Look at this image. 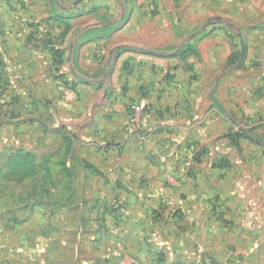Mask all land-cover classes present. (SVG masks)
Returning <instances> with one entry per match:
<instances>
[{"label": "rangeland", "instance_id": "374dc122", "mask_svg": "<svg viewBox=\"0 0 264 264\" xmlns=\"http://www.w3.org/2000/svg\"><path fill=\"white\" fill-rule=\"evenodd\" d=\"M245 1L119 0L122 7H140L147 28L140 42H148L149 52L178 58L180 49H188L178 58L182 71L164 73L162 80L193 93L184 106L189 116L184 126L174 120L166 133L151 128L145 140L132 138L127 125L131 104L122 122L126 140L115 144L100 137L99 150L124 152L131 142L138 155L125 158L140 170L131 180L127 177L132 186L123 193L114 176L88 174L79 159L70 166L83 167L77 176L62 162L64 135L56 130H67L68 124L61 123H67L68 105L81 92L60 88L71 79L59 78L51 56L61 45L62 19L83 11V0H0V122L7 124L0 133V264H264V133L255 125L253 110L262 79L257 63L244 61L246 51L239 43L240 34L247 36L252 28L244 20L257 16L237 13ZM106 14L101 10L97 19ZM91 17L73 23L80 29L93 22ZM261 19L264 14L256 26L264 25ZM76 33L62 48L65 57ZM125 38L114 37L110 44ZM99 52L101 46L94 54ZM188 56L192 69L184 62ZM46 80L53 85L51 93L42 88ZM245 85L254 92L247 112L233 99L235 89ZM214 86L226 112L209 96ZM182 91L173 94L175 102ZM165 101L160 117L169 120L177 105ZM232 105L240 113L228 108ZM148 113L143 107L142 115ZM31 116L55 127L49 140L38 136L37 142L30 141V126L16 128L13 119L27 123ZM159 126H154L157 131ZM42 131L38 124L37 133ZM14 144L32 145L38 155L32 158L36 176L8 173L11 156L3 149ZM48 148L57 160L54 182L50 171L39 167L51 164ZM106 160L111 171L119 166L117 158ZM75 182L79 186L74 189ZM98 195L104 199L93 203Z\"/></svg>", "mask_w": 264, "mask_h": 264}, {"label": "crops", "instance_id": "0c3cea01", "mask_svg": "<svg viewBox=\"0 0 264 264\" xmlns=\"http://www.w3.org/2000/svg\"><path fill=\"white\" fill-rule=\"evenodd\" d=\"M224 2L229 4V0H224ZM82 4L84 5L83 11L80 10L78 14L68 16V19H62L63 22L68 21L71 28L63 38L61 37V45L57 47L61 50L63 55L62 62L59 65L58 72L61 74L59 78H64V80H68V78L71 79L69 83H63L64 86L61 85L60 88H65L72 92H81V97L70 101L68 105L69 110L66 114L69 118L67 123H61V125L68 124L67 130L64 129L63 133L56 130L58 134L64 135L60 149L62 150V157L66 158L62 162H64L65 168L71 174H73L74 171L77 176L80 172H84L83 167L87 168L85 170L88 174L101 173L100 175H105V177H109L110 175L114 176L115 181L117 180L116 183L121 186L119 187L121 191L126 193L131 189L130 186H132L130 184V180L132 179L131 175L133 176L136 172H139L140 169L135 170V166L127 165L125 158H135L138 155L131 149L133 148L130 145L131 142L126 143L125 146L128 148L124 152L122 148L119 151H114L113 149L99 150L101 144L100 137L105 136L115 144L126 140L127 137L123 130L122 122L128 107L133 103L146 107L149 113L147 115H142V121L148 129L152 128L154 133H163L167 131L169 125L173 126L174 120L181 121L182 123L180 124L184 126L187 117L189 118L188 115L186 118L184 116L185 108L188 107L187 100H191L193 93H191L187 87L177 89L172 86L174 83L170 82L167 84L165 78L162 80L164 73L170 72L171 74H176L182 71L183 61L178 58L181 59L184 56L179 55L177 58L176 55L178 54L176 53H158L153 50L149 52V49L145 47L148 46V42H140V38L143 37L144 32L147 35V31H145L147 28H145L143 24V18H145V16H141L142 13L140 14L139 6L126 5L122 7L119 0H83ZM90 5L92 6L89 7ZM117 5L119 6L117 7ZM78 6L80 5L76 7ZM103 9L107 11L106 19L98 20L97 15L100 14V11ZM71 10L74 9H69L68 11L71 12ZM229 13H231V10H228V14ZM237 13L239 15L240 13L242 15H257L252 16L251 19L248 18L247 22H245L246 19L244 20V23H246L245 26L252 28H248L250 30L249 35L245 36L242 32L240 36L243 40L241 48L243 49L244 46L246 51L244 61H254L257 63L256 69L260 76L259 80L262 79L261 88H259L260 93H258L259 96L254 98L255 104L253 110L254 116H257L255 125L262 127V132L264 133V25L256 26L257 23H255L259 15L264 14V0H246L244 3L239 4ZM90 16H92L93 22L83 25L80 29L73 23L74 19L82 17L90 18ZM259 21L264 22V19ZM63 25L64 30L65 24ZM239 28L243 29V26ZM106 29H109V31L107 32ZM72 32L74 34L78 32L79 34L75 42L70 41V43H68L67 55L65 57L62 48H64L66 40L69 39ZM125 35V39H119L113 44H110L114 37L118 38V36L121 37ZM99 46H101V52H99V55H95V50L97 48L99 49ZM196 50L198 52V47H196ZM189 55L194 54L191 53ZM188 58L189 56L184 62L189 64L190 69H192L194 66L191 65L192 62L188 61ZM1 63L5 64L4 59H1ZM32 71L31 69L30 72L32 73ZM64 72H68V74ZM68 75H70V77H68ZM158 75L159 78L157 77ZM77 77L81 80H76L75 78ZM73 79L75 81H72ZM31 87H33V89L36 88L33 85H31ZM42 88L49 93H51L52 89L54 90L53 85L47 80ZM181 89L183 91L178 99L180 101L175 102L173 94L179 93ZM167 92L170 94L172 93V96L168 98L166 95L169 93ZM252 93H254L253 86L249 85L243 87L238 86L233 92V99L237 101L239 107L242 108L244 112H247V105L252 98ZM164 98L166 99L165 105H177L176 111L179 115H177L176 112L169 120H167V117H160L163 111L161 112L159 110V106L163 105ZM228 108H236V106L232 105V107L228 106ZM240 108H236L239 110V113ZM52 109L51 107V110ZM13 120H15V125H17L16 128L26 125L32 128L29 133V139L30 141L33 140V142H37L36 137L38 136L47 141L50 139V134L54 133L51 129L55 127H52L46 121L38 120L37 117L31 116L27 123L19 117ZM38 124L43 129L40 135L37 133ZM3 125L5 126L7 124L1 121L0 133ZM155 125H161L159 126L161 130L157 131L159 129L154 127ZM182 129L184 131L185 128ZM153 136L155 137L156 135ZM65 137H67L70 142L69 148L66 146ZM120 145H122V143H120ZM31 146L32 145L28 148H22V146L17 147L15 144L13 146L9 145L3 149V152L7 153L8 156L23 154L30 157L32 161V158L36 159L38 155ZM53 151L54 149L49 148L46 150V152H50L53 155L51 156V164L48 163L49 165H47V167L54 182V172L58 174V169L56 167L57 160L54 159L55 154ZM113 158H117V165L119 166L117 169H112L111 171V166L109 165L110 160L106 159ZM78 159L80 162L84 163V166L80 170L76 168L72 170L70 167L71 164L75 163ZM37 174L38 171H36L35 176ZM127 177H130V180ZM77 186H79V184L75 182L71 187L75 189L78 188ZM84 188L86 189L87 186L84 187L83 184L82 189ZM104 188L105 185L103 186V189ZM99 189L102 190L101 187H99ZM103 199V195H98V197L93 199V203H96V201L101 203Z\"/></svg>", "mask_w": 264, "mask_h": 264}, {"label": "trees", "instance_id": "16d2710c", "mask_svg": "<svg viewBox=\"0 0 264 264\" xmlns=\"http://www.w3.org/2000/svg\"><path fill=\"white\" fill-rule=\"evenodd\" d=\"M65 27L63 32L61 33V37L63 38L65 34L70 30L71 25L68 21H64ZM188 51L187 48H182L179 50V53L183 56ZM62 52L58 48H54L52 50V61L54 65H56V71H59V65L62 62ZM66 146L67 148L70 147V142L68 141L67 137H65ZM10 165L8 167V173H10L13 176L16 177H33L35 176L36 171H38V167L35 166L32 161L30 160V157L25 156L23 154H13L10 155ZM43 166L45 171L48 173L49 169L47 166L40 164L39 167Z\"/></svg>", "mask_w": 264, "mask_h": 264}, {"label": "built area", "instance_id": "2783aa9c", "mask_svg": "<svg viewBox=\"0 0 264 264\" xmlns=\"http://www.w3.org/2000/svg\"><path fill=\"white\" fill-rule=\"evenodd\" d=\"M143 106L140 104H132L130 106L128 116H127V125L129 126V136L132 138H137L140 141L145 140L149 137L150 130L145 129L143 121Z\"/></svg>", "mask_w": 264, "mask_h": 264}, {"label": "water", "instance_id": "95a60500", "mask_svg": "<svg viewBox=\"0 0 264 264\" xmlns=\"http://www.w3.org/2000/svg\"><path fill=\"white\" fill-rule=\"evenodd\" d=\"M77 2H78V1H77ZM240 44H241V46L243 45V40H242L241 36H240ZM214 90H215V86L212 87V88L210 89V91H209V96H210V98L212 99V101H213L218 107H220L224 112H226L225 109L223 108L221 102L215 97V95H214Z\"/></svg>", "mask_w": 264, "mask_h": 264}]
</instances>
